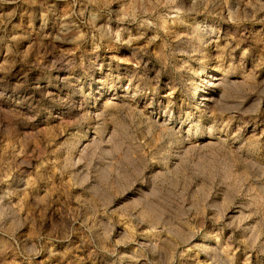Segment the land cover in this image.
<instances>
[{
    "label": "rangeland",
    "instance_id": "374dc122",
    "mask_svg": "<svg viewBox=\"0 0 264 264\" xmlns=\"http://www.w3.org/2000/svg\"><path fill=\"white\" fill-rule=\"evenodd\" d=\"M0 264H264V0H0Z\"/></svg>",
    "mask_w": 264,
    "mask_h": 264
},
{
    "label": "bare ground",
    "instance_id": "6f19581e",
    "mask_svg": "<svg viewBox=\"0 0 264 264\" xmlns=\"http://www.w3.org/2000/svg\"><path fill=\"white\" fill-rule=\"evenodd\" d=\"M198 90V89H197Z\"/></svg>",
    "mask_w": 264,
    "mask_h": 264
}]
</instances>
